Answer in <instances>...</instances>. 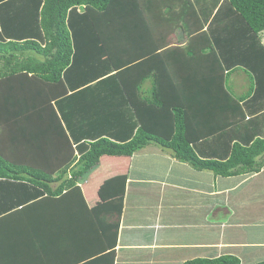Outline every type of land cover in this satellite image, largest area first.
I'll return each mask as SVG.
<instances>
[{
	"label": "trees",
	"instance_id": "16d2710c",
	"mask_svg": "<svg viewBox=\"0 0 264 264\" xmlns=\"http://www.w3.org/2000/svg\"><path fill=\"white\" fill-rule=\"evenodd\" d=\"M178 31L188 41L172 46ZM263 33L264 0H0L1 255L47 264L25 224L63 214L89 225L80 243L69 239L64 264H116L124 194L114 189V202L91 207L84 192L107 157L156 145L216 176L260 173ZM238 71L249 82L241 95L230 87ZM104 99L127 105L134 125L125 134L116 136L105 114L116 108H100ZM200 143L210 158L198 155Z\"/></svg>",
	"mask_w": 264,
	"mask_h": 264
},
{
	"label": "crops",
	"instance_id": "0c3cea01",
	"mask_svg": "<svg viewBox=\"0 0 264 264\" xmlns=\"http://www.w3.org/2000/svg\"><path fill=\"white\" fill-rule=\"evenodd\" d=\"M223 31L220 28V33ZM181 34L178 43H187V37ZM176 35L169 37L170 43L178 44L173 39ZM233 75H243L244 83L236 87ZM233 75L230 87L236 94L245 93L247 77L241 71ZM150 87L148 84L145 89ZM111 89L102 90V96L107 97L104 92ZM114 100L106 104L104 99L99 106L116 108L114 115L105 114L116 136H121L134 121L127 105L121 104L120 110ZM89 109L88 114L92 111ZM98 170L84 191L91 207L114 202V189L124 194L116 264H184L227 255L237 257L241 264L264 262V168L260 173L225 178L198 171L150 145L131 158H104ZM13 185V190H21V183ZM0 188L4 189L1 183ZM15 196L18 194L11 198ZM33 217L27 218L25 231L40 240L49 254L47 264H64L59 255L65 248L72 249L69 239L80 243L89 226L82 223L83 218L73 215L37 213ZM0 229L5 230L4 225ZM8 250L0 248V264H12L1 255ZM69 257L64 258L68 261Z\"/></svg>",
	"mask_w": 264,
	"mask_h": 264
},
{
	"label": "rangeland",
	"instance_id": "374dc122",
	"mask_svg": "<svg viewBox=\"0 0 264 264\" xmlns=\"http://www.w3.org/2000/svg\"><path fill=\"white\" fill-rule=\"evenodd\" d=\"M219 30V29H218ZM227 30L226 29H224V31L223 32H221L220 34H219V36L220 35H222V34H227ZM182 32L181 31H178L176 34H178V35H176V36H173V39L174 40H176V43H178L180 40H181V34ZM219 39H217V41H220L221 39H220V37H218ZM263 39H264V35H263ZM264 42V41H263ZM171 44H172V46H174V43H172L171 42ZM175 45H177V44H175ZM243 76V75H242ZM242 76L241 77H239V76H237V75H233L232 76V82L235 84V86L236 87H238L240 84H243L244 83V81L242 80ZM151 82V80H149L148 81V84H151L150 83ZM246 83V82H245ZM247 85H249V83L247 84ZM148 86V85H147ZM235 89V88H234ZM261 89H264V88H261ZM260 89V90H261ZM239 95H241V91L239 92ZM234 132V131H233ZM233 136H234V138H237L236 137V131L233 133ZM154 146V145H153ZM195 150H196V152L198 153V155L199 156H201L202 158H210L211 156V154H210V152H209V150L206 148V146L204 145V144H198V145H196L195 146ZM103 171V170H102ZM85 188V187H84Z\"/></svg>",
	"mask_w": 264,
	"mask_h": 264
}]
</instances>
